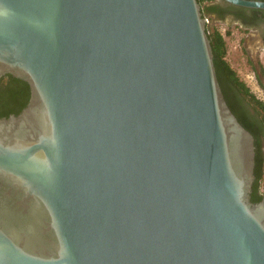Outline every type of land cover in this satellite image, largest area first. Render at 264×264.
<instances>
[{
  "label": "water",
  "instance_id": "water-1",
  "mask_svg": "<svg viewBox=\"0 0 264 264\" xmlns=\"http://www.w3.org/2000/svg\"><path fill=\"white\" fill-rule=\"evenodd\" d=\"M206 25L197 0H0V80L31 89L0 119V264H264Z\"/></svg>",
  "mask_w": 264,
  "mask_h": 264
},
{
  "label": "flooded vegetation",
  "instance_id": "flooded-vegetation-1",
  "mask_svg": "<svg viewBox=\"0 0 264 264\" xmlns=\"http://www.w3.org/2000/svg\"><path fill=\"white\" fill-rule=\"evenodd\" d=\"M248 1L264 3V0ZM201 12L203 17L207 20V24L221 34L225 42V47L227 45V40L230 38L229 36L233 34V29L236 30L235 33L239 34V36H237V45L235 49H239L241 54L246 57V69L252 72V80L254 82L253 86L260 92V95L257 96L251 91L250 92L256 99L264 103V10L238 7L228 4L223 0H204L201 5ZM222 24H225L226 26L224 33L220 32L219 26ZM225 60L236 75L237 73H241L242 76H247L242 73V71L237 70L236 72V70H234V68L230 65L227 59V49ZM7 78L8 77L5 79ZM239 81L244 83L249 89V86L245 83V79L242 80L239 78ZM221 84L219 83V86L227 105L228 102H230L238 115L242 116L251 124V126H253L252 129L258 136L259 152L262 153L264 160V129L260 123V117L256 114L254 109L250 107L241 92H239L224 75L221 76ZM28 88V100L25 107H23L17 114L12 111H8L6 115L0 117V119H8L11 116H18L27 107L31 100V89L29 86ZM254 181L252 184L250 200L253 203H260L264 200V194L261 190L256 192V196L254 195L255 201L252 200L254 194ZM256 197L259 198V200H257Z\"/></svg>",
  "mask_w": 264,
  "mask_h": 264
},
{
  "label": "trees",
  "instance_id": "trees-1",
  "mask_svg": "<svg viewBox=\"0 0 264 264\" xmlns=\"http://www.w3.org/2000/svg\"><path fill=\"white\" fill-rule=\"evenodd\" d=\"M200 7L204 0H197ZM211 10V9H210ZM203 16V14H202ZM206 33L208 35L212 53H213V63L217 76V80L221 84V76H225L233 86L241 92L247 103L251 108L254 109L256 114L260 117V123L264 129V103L255 98V96L250 92V90L245 86L244 83L239 81L236 73L231 69L229 64L225 60L226 47L225 42L221 34L211 28L208 24L206 25ZM222 86V84H221ZM28 84L11 76L7 79L3 78L0 80V117L5 116L8 111H12L17 114L23 107H25L28 100ZM228 106L231 112L234 114L238 122L253 136L255 145V167H254V194L252 200L255 201V194L260 191V182L264 175V160L263 155L259 152V141L258 136L252 129L253 126L244 119L242 116L238 115L233 105L228 102ZM255 195V196H254ZM257 200L259 198L256 197Z\"/></svg>",
  "mask_w": 264,
  "mask_h": 264
},
{
  "label": "rangeland",
  "instance_id": "rangeland-1",
  "mask_svg": "<svg viewBox=\"0 0 264 264\" xmlns=\"http://www.w3.org/2000/svg\"><path fill=\"white\" fill-rule=\"evenodd\" d=\"M219 27H220V32L224 33V30L226 29L225 24L224 25L222 24ZM232 31H233V34L229 36L230 38L227 40V45H226L227 59L230 65L234 68V70H236V72L237 70H239V71H242V73H244L245 75H247V76H242L241 73L239 74L237 73L240 79L242 80L245 79L246 82L245 81L244 82L249 86V90L253 94L259 96L260 92L253 86L254 82L252 80V77H253L252 72L246 69L247 67L245 64L246 57L241 54L239 49H235L237 45V42H236L237 36H239V34L235 33L236 30L234 29ZM260 190L264 194V175L260 182Z\"/></svg>",
  "mask_w": 264,
  "mask_h": 264
}]
</instances>
